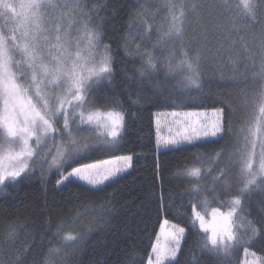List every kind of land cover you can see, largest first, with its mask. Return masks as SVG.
Segmentation results:
<instances>
[{
	"label": "snow or ice",
	"instance_id": "obj_1",
	"mask_svg": "<svg viewBox=\"0 0 264 264\" xmlns=\"http://www.w3.org/2000/svg\"><path fill=\"white\" fill-rule=\"evenodd\" d=\"M107 3L108 0H0V18L5 20L0 25V189L31 179L37 161L45 151L51 157L59 139L64 154L58 163L53 160L49 166L56 171L54 187L69 191L70 186H75L66 202L73 209L91 205L84 226L76 234L63 232L62 210L66 205L53 206L54 218L46 221V228L55 226L53 236L64 247L55 248L49 240L46 256L65 257L68 249L86 242L89 231L107 232L116 212L113 196L107 190L127 179L133 169L132 155L113 154L124 139L126 123L124 105L115 90L113 49L103 43L107 39L103 37L106 17L99 9L107 7ZM161 12L166 27L153 28ZM128 33L121 37L124 54L138 57L140 68L134 69L132 75L126 67L120 71L127 81L123 91L129 99L136 97L133 105L156 106L163 98L180 107L185 99L194 98L193 90L195 98L203 101L220 96L219 92H211L213 83L234 86L238 103L221 100L227 111L220 107L211 113H170L178 131L161 140L158 127L155 147L159 153L161 149L198 148L221 140L226 145L234 124L240 121L246 125L241 129L245 133L244 147L236 158L233 160L223 146L220 151L213 149L208 154L213 168L203 172L193 168L188 174L193 187L183 195L198 200L205 196L216 199L220 189L231 196L229 212L220 213L221 228L215 224L218 208L212 210L211 225L205 224L194 206L187 222L193 228L198 222L199 230L205 233L210 230L200 250L212 255L215 264H233V252L242 246L247 258V246L255 237L264 239V0H242L235 7L231 0H163L161 4L137 0ZM129 36L131 48L127 47ZM92 108L111 110L101 113ZM86 112L90 114L85 116ZM127 115L131 118L133 114ZM83 120L90 126L83 127ZM97 153L111 154L112 158H98ZM222 157L229 161L226 168L220 167ZM194 159L196 163L203 162ZM233 168L239 170L237 182L241 185L235 192L228 186ZM214 172H219L212 180L214 186L201 187L203 175L212 176ZM39 175L46 183L47 172L41 169ZM254 193L261 197L256 220L259 229L243 215ZM162 200V196L157 198L155 211L171 213V207L162 206ZM19 215L14 207L0 208V264H51L47 258L36 261L28 256V247H42L45 237L41 234L37 238L30 231L36 226L18 219ZM92 215L98 216L99 223L93 224L87 218ZM236 221L242 222L237 225ZM161 237L151 247L148 264H181L177 255L181 253V242H186L185 229L173 225L168 232L162 228ZM59 264L67 261L61 259ZM125 264H143V259L134 258ZM191 264L201 262L191 256ZM258 264H264V257L258 258Z\"/></svg>",
	"mask_w": 264,
	"mask_h": 264
},
{
	"label": "trees",
	"instance_id": "obj_2",
	"mask_svg": "<svg viewBox=\"0 0 264 264\" xmlns=\"http://www.w3.org/2000/svg\"><path fill=\"white\" fill-rule=\"evenodd\" d=\"M137 0H108L107 7L100 8V14L106 19L103 22V43L109 45L113 52L111 55L115 58L114 69L116 74L114 81L116 83V92L119 99L123 102L125 113L126 131L124 139L113 149L114 155H132L133 169L127 179L120 181L115 187L108 188L107 192L113 196V205L116 209L111 218V224L108 231L98 229L91 230L87 233V240L82 246L68 249L65 257L56 255H47L48 242L52 241L55 248L63 249V244H58L53 233L56 232L55 226L46 228V221L54 218L51 211L54 205H66L62 210V217L65 221L63 228L64 233H78L84 226V219L91 209V205L86 208H75L71 203H66L75 186H70L69 191H61L54 187L56 177L55 168L49 169L41 160L37 161L36 170L33 177L22 184H16L8 187L6 190L0 189V208L14 207L20 215L18 219L26 220L36 227L30 231L39 238L44 235V244L40 248L35 246L28 247V256L34 257L36 261L47 258L51 264H59L61 259L67 261V264H125V261H132L134 258H142L143 264H147L148 257L151 253V247L159 232L161 223L167 219L186 231V242H182L181 253L177 259L181 264H191V256H195L201 264H215V259L207 252L200 250L201 242L206 239L207 233L199 230L188 223V217L193 215V206L199 211H205L208 208H224L228 206L231 196L224 195L220 189H217V198L211 196L200 198H189L183 194L193 187L189 182L188 170L191 168L205 169L213 168L212 158L209 153L213 149L220 151L222 146L226 148L228 155L234 160L244 146V132L241 129L246 125L237 121L233 126L231 140L225 145V141L219 143L202 144L198 148H184L176 151L161 150L156 151V126L155 115L161 111H189V110H208L227 107L224 100L229 103L237 104L235 99L234 86L228 83H213L211 92L220 93V96H211L208 99L200 101L194 98L189 101L185 99L182 106L177 107L172 102L161 98L160 103L156 106L151 104L133 105L132 101L136 99L133 95L131 99L123 89L127 81L122 79L123 73L121 68L126 67L128 74L132 75L134 69L140 68V60L135 56H126L125 45L121 40L122 36H128V22L133 12ZM143 2V0H141ZM155 3L161 4L163 0H154ZM233 6L242 4V0H231ZM242 11V9H237ZM155 12V10H152ZM150 23H152L150 21ZM158 26L166 27L163 18V12L157 16L153 23V28ZM136 25H133L135 28ZM132 35H135L133 32ZM130 43L127 47H133L131 36ZM167 55V52L164 53ZM175 83V81H173ZM91 107V106H90ZM92 110H111L104 108H92ZM119 110V109H117ZM131 112V118L127 113ZM87 127V126H83ZM90 135V133H82ZM1 135V133H0ZM227 139V138H226ZM98 158H112L111 154L97 153ZM199 159L202 163H196ZM229 161L222 157L221 168H226ZM43 169L47 172L45 177L46 183L40 179V171ZM219 176V172H214L212 176L203 175L200 180V186H208L211 189L214 185L212 180ZM239 176L238 168H233L232 176L229 179L228 186L232 192H235L241 185L237 182ZM10 183V182H8ZM163 197L162 206L167 204L171 207V213L161 210L155 211L157 207V198ZM171 196V199L169 197ZM261 199L259 193L253 194L252 202L247 206L244 217L252 221L256 228L260 225L256 223L260 214ZM191 201V202H190ZM93 224L99 223L98 216L92 215L87 217ZM242 221H239L241 223ZM102 227H104L102 225ZM30 243V242H29ZM248 250L264 257V239L260 235L247 246ZM244 247H240L238 252H233V264H240L243 257Z\"/></svg>",
	"mask_w": 264,
	"mask_h": 264
},
{
	"label": "rangeland",
	"instance_id": "obj_3",
	"mask_svg": "<svg viewBox=\"0 0 264 264\" xmlns=\"http://www.w3.org/2000/svg\"><path fill=\"white\" fill-rule=\"evenodd\" d=\"M4 23H5V20L3 18H0V25H3ZM66 23H70V21H66ZM214 110L215 109L175 111V112H205V113H211ZM77 111H79V110H77ZM92 111H99L101 113H105L106 112L105 110H92ZM117 111H119V110H117ZM69 112H71V109L70 108H69ZM172 112H174V111H161V112H157L156 115H155V117H156L155 118L156 133H157V128L159 127V138L161 140L168 139L170 135H175L176 132L178 131L177 125L171 123V121H172L173 118L169 114L172 113ZM88 114H90V113L86 112L85 113V116H87ZM258 114L259 113L257 111V115ZM80 123L82 124V126H87V127L90 126L86 120H83ZM169 128H171V132H169ZM101 130L102 129H97L98 132L101 131ZM262 134H264V131H262ZM1 135H2V133H1ZM49 136L51 137V133L49 134ZM32 147L35 149L37 146H36L35 143H33L32 144ZM161 150H164V149H161ZM63 154H64V146L61 143V141L59 139H57L56 140V147H53L51 157H49V153L47 151H45L44 152V156L40 160L44 163V165L47 166V168L52 169V168H55V167L52 166L50 168L49 166L52 165L53 160H55L58 163L59 162V158L62 157ZM45 158H48L47 159V163H45ZM33 159H35V157H33ZM26 162L31 165V160H28ZM5 165H7V161H5ZM192 169L193 168H191V169L188 170V174H189V172ZM213 209H217V208H208V209H205V211H199L197 208H195V211L200 212V214L204 217L205 224L206 225H211L213 223V217H212V210ZM218 209H219V213H217V215H216L215 224H216V227L219 229V228L222 227V219H221L220 213H223V214L226 215L229 212L230 207H229V204H228L227 207H224L222 209L221 208H218ZM165 220H167V219H164L162 221V223H161L159 232L157 234V237L155 238V241H154L153 246L156 244L157 238L158 237H161V229L162 228L165 231L170 232V231H172V226L173 225H176L178 227H181V226H179V225H177V224H175V223H173V222H171L169 220H167L169 223L167 225H165V223H164ZM197 224H198V222H197ZM236 224L237 225L240 224L239 221H236ZM198 226H199V224H198ZM185 233H186V231H185ZM210 235H211V232L209 230V232H207V236H210ZM161 240H162V237H161ZM182 242H181V245H182ZM248 251H249V255L247 256V258H245V253H243V257L241 259L240 264H245V259H247V264H258V258H261L262 256H260V255H258L256 253H255V256H252L251 253H254V252H252L250 250H248ZM151 256H152V253H150L149 257H151ZM147 264H148V260H147ZM165 264H167V262H165Z\"/></svg>",
	"mask_w": 264,
	"mask_h": 264
}]
</instances>
